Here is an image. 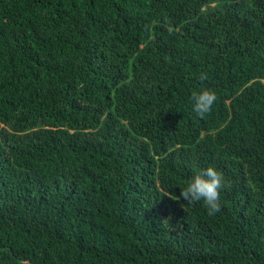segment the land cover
Returning <instances> with one entry per match:
<instances>
[{
  "label": "trees",
  "instance_id": "1",
  "mask_svg": "<svg viewBox=\"0 0 264 264\" xmlns=\"http://www.w3.org/2000/svg\"><path fill=\"white\" fill-rule=\"evenodd\" d=\"M0 264H264V0H0Z\"/></svg>",
  "mask_w": 264,
  "mask_h": 264
},
{
  "label": "clouds",
  "instance_id": "2",
  "mask_svg": "<svg viewBox=\"0 0 264 264\" xmlns=\"http://www.w3.org/2000/svg\"><path fill=\"white\" fill-rule=\"evenodd\" d=\"M198 79L204 81L207 79V75L200 73ZM191 100L195 115L204 118L213 111L218 95L210 87H201L191 93ZM180 188V195L171 196L172 199L183 198L189 205L201 203L206 209L207 215L213 217L221 211V191L230 190L231 183L216 167L208 166L188 180L186 186Z\"/></svg>",
  "mask_w": 264,
  "mask_h": 264
}]
</instances>
